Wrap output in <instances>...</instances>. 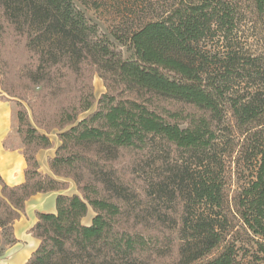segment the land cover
<instances>
[{
	"label": "trees",
	"instance_id": "16d2710c",
	"mask_svg": "<svg viewBox=\"0 0 264 264\" xmlns=\"http://www.w3.org/2000/svg\"><path fill=\"white\" fill-rule=\"evenodd\" d=\"M76 1L84 3L0 0V67L4 46L20 39L23 73L41 98L70 87L83 68L107 88L81 121L96 101L84 83L49 122L36 112L47 133L22 106L25 182L9 186L0 177V228L18 220L32 196L67 187L43 175L37 160L57 129L51 170L74 180L81 195H60L56 213L38 214L32 233L41 243L27 264H237L240 252H250L246 243L264 264V56L234 46L251 3L264 22V0H141L150 16L126 39L112 35L128 58L98 35ZM206 40L221 49L207 50ZM227 105L242 138L235 163L252 167L232 197L226 160L233 149L220 144ZM157 140L180 162L164 158ZM137 173L145 175L141 187Z\"/></svg>",
	"mask_w": 264,
	"mask_h": 264
},
{
	"label": "rangeland",
	"instance_id": "374dc122",
	"mask_svg": "<svg viewBox=\"0 0 264 264\" xmlns=\"http://www.w3.org/2000/svg\"><path fill=\"white\" fill-rule=\"evenodd\" d=\"M83 2L84 3L81 4L76 1V4L82 11H84L90 24L96 26L98 35L102 38H109L112 40L114 42L115 49H117V51H121L124 58H128L130 53L127 47L115 41L112 35L117 34L118 36L126 39L142 20H146L150 16L152 9L149 11V9L141 5V0H83ZM241 18L242 19L238 24V29L236 31V36L234 37V46L246 56H264V22L259 19L253 3H251L250 7L242 13ZM17 40L12 39L4 46V65L3 68L0 67V106H12L11 128L14 133L19 136L17 132L19 126L18 112L22 109V106H25L27 109L30 122L40 132L47 133L44 129L37 125L35 121V113H38L41 120L49 122V120L52 119L51 117L54 114L56 107L59 106L61 102L69 101L71 97L74 96L75 92L72 88L80 83H84L85 85L92 87L96 101L88 112L79 116V121L87 118L97 111L98 101L107 91L105 83L98 72L83 68V70H80L78 75H73L70 80V87L66 86V88L64 87L61 89L54 88L52 91V97L49 96L47 98H41L40 96H43L41 90L39 88H34L33 85L30 84L29 77L23 73L25 60L23 59V51H21L22 47H20L19 41ZM220 45L222 44H218L217 40H206L203 43V47L213 53L219 48L221 49ZM47 113L50 114V116H48ZM58 133L59 131L57 129H53L49 133V136L51 139L55 137L58 138ZM241 142L242 138L238 134L235 118L227 105V112L222 125L220 144L225 150H228L230 146H232L233 149L232 158L226 160L227 177L231 187V197L238 189V186L248 180L252 170V167H249V165L245 164L243 161L235 163L241 155L239 152V144H241ZM5 145L7 147H11L14 144L11 143V139L9 138L6 140ZM225 145L228 146L225 147ZM157 146L158 149L162 151V156L169 159L171 164L180 162L181 157L178 152L173 149L168 150L166 145L162 144L158 140ZM161 162L162 159L158 162V166H160ZM122 166L123 165L120 164V168H122ZM131 169L132 167L128 170L130 173ZM129 172L127 173L129 174ZM151 174L154 176V173ZM144 176L145 175L142 173L133 175L136 180V184H140V187L143 184L142 179H144ZM63 179L74 182L72 179ZM62 183L67 184L65 189L69 187V183ZM75 195H81L78 187ZM90 212L91 214H94L92 210ZM91 216L93 215L86 217L84 224L91 221ZM12 226L13 224H9L4 228H0V253H2L5 247L13 241ZM245 247L250 252H240L237 264H262L253 259L251 253L252 245L246 243Z\"/></svg>",
	"mask_w": 264,
	"mask_h": 264
},
{
	"label": "crops",
	"instance_id": "0c3cea01",
	"mask_svg": "<svg viewBox=\"0 0 264 264\" xmlns=\"http://www.w3.org/2000/svg\"><path fill=\"white\" fill-rule=\"evenodd\" d=\"M11 116L12 106H0V177L7 185L17 186L25 182L27 162L23 155L21 139L11 128ZM9 138L11 143L14 144L11 147L5 145L6 140ZM51 140L53 143L52 148L41 149L37 153L40 172L59 182L69 183V187L59 191L39 193L26 202L24 212L21 213L20 218L12 226L13 242L0 253V264H27L41 243L32 233V229L38 222V214L56 213L58 196L70 197L77 193V186L74 182L55 176L51 170L50 161L55 157L56 150L60 145L58 138L55 137ZM90 211L87 217L93 216H91V221L85 223V225H90L94 217V214H91ZM85 220L86 218L83 223Z\"/></svg>",
	"mask_w": 264,
	"mask_h": 264
}]
</instances>
